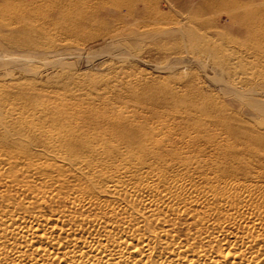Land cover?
Listing matches in <instances>:
<instances>
[{
    "label": "bare ground",
    "instance_id": "bare-ground-1",
    "mask_svg": "<svg viewBox=\"0 0 264 264\" xmlns=\"http://www.w3.org/2000/svg\"><path fill=\"white\" fill-rule=\"evenodd\" d=\"M169 92L139 116L0 94V264H264V133Z\"/></svg>",
    "mask_w": 264,
    "mask_h": 264
},
{
    "label": "rangeland",
    "instance_id": "rangeland-1",
    "mask_svg": "<svg viewBox=\"0 0 264 264\" xmlns=\"http://www.w3.org/2000/svg\"><path fill=\"white\" fill-rule=\"evenodd\" d=\"M169 91L218 105L205 113L226 116L233 139L263 135L264 0H0L9 103L86 107L97 95V111L170 115Z\"/></svg>",
    "mask_w": 264,
    "mask_h": 264
}]
</instances>
